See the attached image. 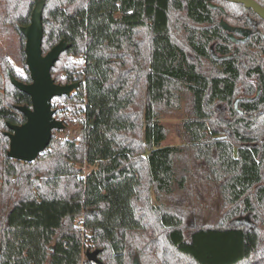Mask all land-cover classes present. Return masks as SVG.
<instances>
[{"label": "trees", "instance_id": "16d2710c", "mask_svg": "<svg viewBox=\"0 0 264 264\" xmlns=\"http://www.w3.org/2000/svg\"><path fill=\"white\" fill-rule=\"evenodd\" d=\"M35 3L0 0V264H98L84 246L101 264H264L263 49L232 53L206 0H45L44 54L69 45L52 76L79 86L25 162L6 132L32 104L11 75L31 82ZM168 112L183 144H163Z\"/></svg>", "mask_w": 264, "mask_h": 264}, {"label": "water", "instance_id": "95a60500", "mask_svg": "<svg viewBox=\"0 0 264 264\" xmlns=\"http://www.w3.org/2000/svg\"><path fill=\"white\" fill-rule=\"evenodd\" d=\"M212 8H216L210 0ZM230 2L244 4L252 8L264 18V6L256 0H228ZM45 0H36L32 11L31 22L27 26H21L20 30L26 37V63L31 75V82L25 83L11 75L12 83L21 91L31 97V106L20 105L18 109L26 116V121L21 124H11V131L6 132L10 139L8 156L25 162L36 160L40 154L50 145L54 130L65 128L62 120L56 117L53 108V99L64 95H70L78 88V83L59 84L52 76V68L59 60L60 55L69 45L65 40L53 46L46 54L43 52L44 37V13ZM223 27L229 29L223 22ZM233 37V35H231ZM214 56L215 53L213 52ZM223 56L221 58H226ZM99 249L87 252L89 260L101 264Z\"/></svg>", "mask_w": 264, "mask_h": 264}, {"label": "flooded vegetation", "instance_id": "af4514ba", "mask_svg": "<svg viewBox=\"0 0 264 264\" xmlns=\"http://www.w3.org/2000/svg\"><path fill=\"white\" fill-rule=\"evenodd\" d=\"M256 1L264 6V0ZM216 2V9L222 12V14L217 17L218 23L224 29L232 44V53L236 54L239 46L245 49L246 47L243 46L252 39V42H255L253 44L259 45L264 51V18L252 8H247L244 4L230 2L228 0H216ZM241 6L245 10L242 9V11L238 8ZM223 22L229 26V29L223 27ZM231 35H233V37ZM262 58L264 63V54Z\"/></svg>", "mask_w": 264, "mask_h": 264}, {"label": "rangeland", "instance_id": "374dc122", "mask_svg": "<svg viewBox=\"0 0 264 264\" xmlns=\"http://www.w3.org/2000/svg\"><path fill=\"white\" fill-rule=\"evenodd\" d=\"M17 40H18V37L15 35L14 36V40H10L9 42H7L6 40H2L1 43L2 44H5L7 45L8 43L9 44V47H12L14 48L15 45L17 46ZM12 60L14 61V63L16 64V68L18 69V71H23V68L19 65V63L14 59L12 58ZM67 105H70L71 103H67ZM66 105V106H67ZM179 117H180V113L179 112H172V113H166L164 114V118H163V123L166 125L167 129H168V136H167V139L164 141L163 144H171V145H176V144H183L184 143V139L182 137V134H181V131H180V128H179ZM61 136V134H58V136ZM89 168H86V171H88ZM91 251L94 250V247L90 248Z\"/></svg>", "mask_w": 264, "mask_h": 264}, {"label": "built area", "instance_id": "2783aa9c", "mask_svg": "<svg viewBox=\"0 0 264 264\" xmlns=\"http://www.w3.org/2000/svg\"><path fill=\"white\" fill-rule=\"evenodd\" d=\"M53 102V108L54 109H56V106H58L59 105V103H60V101L58 100V98L57 97H55L53 100H52ZM85 120V117H82L81 118V121H84ZM79 227H81V225H79ZM87 244V243H86ZM90 246H92V243H91V245ZM88 251H90L86 246H84L83 247V257L85 258L86 256H87V252Z\"/></svg>", "mask_w": 264, "mask_h": 264}]
</instances>
